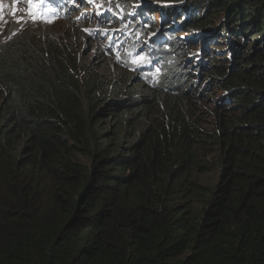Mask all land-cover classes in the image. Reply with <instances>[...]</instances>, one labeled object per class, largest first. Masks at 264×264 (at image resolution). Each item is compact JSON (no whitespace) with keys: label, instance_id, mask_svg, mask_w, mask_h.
<instances>
[{"label":"trees","instance_id":"16d2710c","mask_svg":"<svg viewBox=\"0 0 264 264\" xmlns=\"http://www.w3.org/2000/svg\"><path fill=\"white\" fill-rule=\"evenodd\" d=\"M164 1L194 30L223 14L234 60L136 87L76 42L0 36V264H264V0Z\"/></svg>","mask_w":264,"mask_h":264},{"label":"clouds","instance_id":"9594fccd","mask_svg":"<svg viewBox=\"0 0 264 264\" xmlns=\"http://www.w3.org/2000/svg\"><path fill=\"white\" fill-rule=\"evenodd\" d=\"M127 1L0 0L1 7L9 4L11 6V9L8 11H0V36L5 38L6 36L21 34L23 31L31 30L29 27L33 24L34 26L38 23L51 25L52 22L63 19H70L72 21L74 18L78 32H82L87 36L84 39L88 38L92 40L96 38L99 41H103L104 50H102L101 55L112 58L115 64L129 72L128 74L133 75L137 82L148 84L146 80H142L139 76L150 78L154 83L161 82L160 79L169 69L168 63L174 64L176 60L179 61L176 63L175 69L172 70L173 73L180 68L182 69L181 72H185L183 74L187 73L192 75H188V78L192 77L198 80L200 76L199 71L205 69L206 65L215 57L209 56V62H206V60L201 62L200 59L199 61L202 63V67L200 70H197L199 75L195 77L197 74L190 71L189 64L194 65L195 62L191 58L197 53L201 55L202 52L200 54L190 49L193 44L190 43L192 37H189V33L200 31V33L208 35L214 30V26H201L199 29L196 28V30L189 26L184 33L180 29L184 28L181 19L194 21V17L199 16L197 15L199 9L197 10V8L194 9L191 7L185 8L187 6L186 2L171 1L173 6L178 5L175 10L179 16L168 19V12L171 10H168L170 8L169 2L164 0H151L154 4H160L162 6L168 5V8L165 10H168L165 19L163 18L156 24L153 18L157 11L149 9L148 2L140 4L138 3L139 0H132L131 3H133L129 4ZM91 8L92 10L90 11L89 9ZM56 10L58 11L56 12ZM80 13H85L87 19ZM159 15L161 16V14ZM94 19L96 20V29L91 30L89 24ZM176 30H179L180 35L184 37L180 38L179 33H175ZM211 39L213 41H220L221 38H216L214 34ZM181 40L187 46L186 49H180L176 59H166V62H163L161 60L163 57L159 54L162 46L166 45L168 48L167 42H169L175 49L176 44ZM98 46H100V43H98ZM184 59H186L185 63H183ZM121 63H125V65L123 66ZM180 64L183 65L181 66ZM185 68H188V70H184Z\"/></svg>","mask_w":264,"mask_h":264},{"label":"rangeland","instance_id":"374dc122","mask_svg":"<svg viewBox=\"0 0 264 264\" xmlns=\"http://www.w3.org/2000/svg\"><path fill=\"white\" fill-rule=\"evenodd\" d=\"M132 0H128L127 3L132 4L131 3ZM149 3V9H151L152 11H157L156 14H154V22L156 24H158L159 21H161L163 18L165 19V15L167 13L168 10L172 9V8H176L177 6H173L171 1H168L170 4V8L165 11L167 8L162 9L160 6V4H154L151 0H139L138 3ZM1 4V3H0ZM10 4L1 7L0 6V11L1 10H6L8 11L10 8ZM90 11L92 10L89 9ZM58 11V10H57ZM55 13V12H54ZM84 18H86V14L85 13H80ZM161 14V16L159 15ZM197 15H200V12L197 13ZM204 15V14H203ZM203 15L201 17H203ZM224 15H216L214 17H210L208 18V25H212L214 26V30H212L211 33L204 34V33H200V31L197 32H188L189 33V37H192L190 39V43H192L193 45L190 47V49H193L194 51L199 52L201 55L194 54V56L191 58L192 61L195 62L194 65L189 64L190 67V71L196 73L198 76L199 73H197V70H200V68L202 67V61L204 62V60H206V62H209V56H214L215 58L217 57V60H220L221 62L224 61H233L234 58L236 57V53L235 50L233 49V45L230 44L228 42L227 39H220V41H216L211 38H213L214 34L216 36V38H220V34L217 33V28H219L222 24V19H223ZM87 19V18H86ZM183 24H186L187 22H189V19H181ZM201 21H205V20H201ZM76 20L73 18V20L71 21L70 19H63L57 22H52L51 25H47V24H42V23H38L34 26L31 25V27H29L31 30H27L26 32H28L27 34H36V35H42V36H48V37H52L58 40H63V41H67V42H76L79 45V50L81 51L79 55V58H81V62H85V61H89V68L91 70H96L100 73L106 74L110 77L113 78H122V76H124L126 74V72L123 70V68H121L120 66H118L117 64H115L114 62H106L100 65V62L103 60V57L101 55V53L103 52L102 50H104V45H103V41H99L96 38L90 40V39H83V38H78L76 31L78 30L76 28V24H75ZM169 25V24H168ZM89 28L91 30H95L96 29V20L94 19L93 21L90 22L89 24ZM181 31H185L187 30V28H181ZM190 30V29H188ZM179 30H176V34L179 33ZM205 36H207V38H205ZM212 36V37H211ZM179 37L183 38V35H180L179 33ZM35 38V36H34ZM211 39V40H209ZM98 43H100V46H98ZM83 51V52H82ZM201 59V62L199 61ZM215 61V59H213ZM185 63L186 59L183 60ZM232 63V62H231ZM181 66L183 64H180ZM179 66V65H178ZM205 66V63H204ZM231 68H233L234 64L230 65ZM187 67V66H185ZM208 64L206 65L205 69L200 70V76L199 79L197 80L196 78L193 79V85H197L200 81L204 80L208 74H209V70H208ZM184 70H188V68H185ZM201 77V80H200ZM128 78V77H127ZM211 79H209V82H211ZM134 80V81H133ZM189 81V78L186 80V83ZM128 82L133 84V86H139V83L137 82V80L135 79H129L128 78ZM205 85V83L203 84V86ZM222 90V89H220ZM221 95L219 92H217V90L212 91V94H209L208 97L212 98V100L215 98V96L217 98H221ZM205 96H203L199 102V106H200V110H199V117L200 119H202V124L204 127L212 129L214 127V118L211 114V111L209 110V107L206 106V104H210V102L207 100V102L205 103ZM206 180H209L211 178V176L206 175L205 176Z\"/></svg>","mask_w":264,"mask_h":264},{"label":"bare ground","instance_id":"6f19581e","mask_svg":"<svg viewBox=\"0 0 264 264\" xmlns=\"http://www.w3.org/2000/svg\"><path fill=\"white\" fill-rule=\"evenodd\" d=\"M56 12H57V10H56ZM56 12H55V13H56Z\"/></svg>","mask_w":264,"mask_h":264},{"label":"snow or ice","instance_id":"6c2138e0","mask_svg":"<svg viewBox=\"0 0 264 264\" xmlns=\"http://www.w3.org/2000/svg\"><path fill=\"white\" fill-rule=\"evenodd\" d=\"M141 59H143V58H141Z\"/></svg>","mask_w":264,"mask_h":264}]
</instances>
